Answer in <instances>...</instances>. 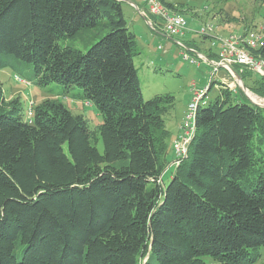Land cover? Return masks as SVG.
Listing matches in <instances>:
<instances>
[{
  "label": "trees",
  "instance_id": "16d2710c",
  "mask_svg": "<svg viewBox=\"0 0 264 264\" xmlns=\"http://www.w3.org/2000/svg\"><path fill=\"white\" fill-rule=\"evenodd\" d=\"M153 22L161 29L160 19ZM80 36L91 44L86 50L61 42ZM137 38L122 0H0V68L39 86L60 83L64 94L80 86L74 100L103 118L92 129L55 97L33 103L28 119L21 96L8 99L0 85V264L261 258L264 107L221 84L199 103L188 156L169 164L166 115L176 98H145ZM241 73L264 96V77ZM168 165L175 170L164 182Z\"/></svg>",
  "mask_w": 264,
  "mask_h": 264
},
{
  "label": "rangeland",
  "instance_id": "374dc122",
  "mask_svg": "<svg viewBox=\"0 0 264 264\" xmlns=\"http://www.w3.org/2000/svg\"><path fill=\"white\" fill-rule=\"evenodd\" d=\"M140 1L143 3L144 9L138 6V10L145 17L138 14L126 2H123V8L131 29L136 32L138 37L140 54L136 56L135 62L139 70L145 98H150L158 92H171L176 98L174 108L166 115L167 126L171 130L170 151L168 153L169 164H171L175 158L173 141L178 136V132L181 130L180 126L186 119V111L195 96L196 90L207 88L212 81H218L220 77L223 78L225 75L224 69L220 67L221 70L214 73V66L216 65L213 66L211 61L215 60L216 57L208 55L206 49L211 46V43L201 33V29L211 24L216 32L223 35L243 33L250 28L261 29L264 32V0H169L175 5H182V14L188 20L189 29L185 36L181 37H171L161 29L154 30L151 24L153 21H147V18L150 20V16L148 17V1ZM171 10L176 12L173 9ZM84 38L85 36H80L77 39L70 38L61 42L64 44L70 43L75 47L86 50L91 44ZM197 48L199 50H196ZM192 59H195V61H192ZM27 64L23 67H26ZM236 70L238 71L235 73L236 77L230 75V73L226 77L237 85V90L232 91L236 92L240 98H247L252 103L257 104L254 102L258 100L254 94L255 92L245 85V83L249 85V80L238 78V75L241 76L243 69L236 67ZM17 72L11 66L0 68V85L3 86L8 99L20 95L26 110L29 108L31 101H34L36 106L46 98L59 97L74 113L85 115L92 129L102 123V115L95 105L86 100H74L73 94L82 92L80 86H73L64 94V86L60 83L53 82L39 86L27 82L26 79L19 78ZM252 75L253 77L259 76L257 73H252ZM221 82L224 83L223 80ZM216 84L217 82H214L207 91L204 101L216 96L218 92ZM224 84L227 85V83ZM241 91H243L246 98ZM257 97L264 99V96L259 94H257ZM259 106L264 107V105ZM96 145L100 151L104 150L102 139H99ZM174 170L175 166H167V170L163 174L164 182L169 181ZM260 251L262 256L255 264H264V246L260 247ZM205 260L208 264H223L211 256H206Z\"/></svg>",
  "mask_w": 264,
  "mask_h": 264
},
{
  "label": "built area",
  "instance_id": "2783aa9c",
  "mask_svg": "<svg viewBox=\"0 0 264 264\" xmlns=\"http://www.w3.org/2000/svg\"><path fill=\"white\" fill-rule=\"evenodd\" d=\"M147 1L149 4V14L155 15L158 20H161L164 33L171 37L185 36L189 28L188 20L184 14L172 11L162 0ZM151 24L154 25V23ZM201 33L209 38L211 48H216L217 57L215 60L211 61L213 66L216 65L214 66V73L217 71L219 72L221 70L220 68H223L227 73H225V77H223L222 80L224 83H227V86L229 85L231 90L236 91L237 85L235 82L229 81V78L226 77H228V73H230V75H235V73H237L235 70L236 65H239L241 69L248 68L259 76L264 77V56L259 52L260 49L264 48V32L261 29L250 28L243 33L223 35L216 32L214 26L210 24L207 27H203ZM200 55L203 56L202 54ZM192 61H195V59H192ZM204 91L205 90L201 89L196 90L195 96L191 100L189 108L186 111L187 115L185 121L181 125V132L173 141L176 154L173 164L176 166H179L188 156L190 143L196 128L195 120L197 110L203 98ZM254 94L256 98H258L257 94ZM33 103V101L30 102V107L27 112L28 119H31L33 115Z\"/></svg>",
  "mask_w": 264,
  "mask_h": 264
},
{
  "label": "crops",
  "instance_id": "0c3cea01",
  "mask_svg": "<svg viewBox=\"0 0 264 264\" xmlns=\"http://www.w3.org/2000/svg\"><path fill=\"white\" fill-rule=\"evenodd\" d=\"M122 2H126V4H128L129 6H131V8H133V10H136L137 11V13L138 14H141V15H143L138 9V6H141V8L142 9H144V5H143V3H141V1L140 0H122ZM138 4H140V5H138ZM124 7V6H123ZM135 11V12H136ZM144 16V15H143ZM150 16V20L147 18V21H149V22H152V21H156L157 20V17H154L153 15H150V14H148V17ZM145 17V16H144ZM153 17V18H152ZM152 23H154V22H152ZM161 29H162V27H161ZM163 31V30H162ZM196 50H199L198 48L196 49ZM207 50V53H208V55L209 54H213V53H216V51L214 50H212V48H211V46L208 48V49H206ZM195 53H197V52H195ZM214 57H216V56H214ZM224 74H225V71H224ZM224 77H225V75H224ZM221 80H222V77H220V79L218 80V81H214V82H217V89H218V91H219V88L222 86L221 84H222V82H221ZM210 87H211V85L210 86H208L207 88H201L202 90H205L204 91V95H203V97H205V95H207V90L208 89H210ZM195 95V94H194ZM253 95V94H252ZM207 101V100H206Z\"/></svg>",
  "mask_w": 264,
  "mask_h": 264
},
{
  "label": "bare ground",
  "instance_id": "6f19581e",
  "mask_svg": "<svg viewBox=\"0 0 264 264\" xmlns=\"http://www.w3.org/2000/svg\"><path fill=\"white\" fill-rule=\"evenodd\" d=\"M258 99V100H257ZM256 100L257 101H255L256 103H258V104H260V105H264V99H261V98H257ZM259 101V102H258ZM261 102V103H260ZM263 103V104H262Z\"/></svg>",
  "mask_w": 264,
  "mask_h": 264
},
{
  "label": "water",
  "instance_id": "95a60500",
  "mask_svg": "<svg viewBox=\"0 0 264 264\" xmlns=\"http://www.w3.org/2000/svg\"><path fill=\"white\" fill-rule=\"evenodd\" d=\"M238 78H239L240 80H242V77H241L240 75H238ZM244 88H246V87H244Z\"/></svg>",
  "mask_w": 264,
  "mask_h": 264
}]
</instances>
